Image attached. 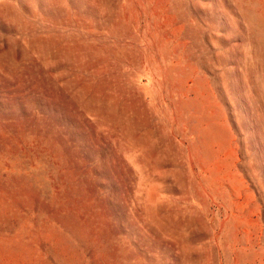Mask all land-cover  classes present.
<instances>
[{
  "label": "rangeland",
  "instance_id": "374dc122",
  "mask_svg": "<svg viewBox=\"0 0 264 264\" xmlns=\"http://www.w3.org/2000/svg\"><path fill=\"white\" fill-rule=\"evenodd\" d=\"M0 264H264V0H0Z\"/></svg>",
  "mask_w": 264,
  "mask_h": 264
}]
</instances>
